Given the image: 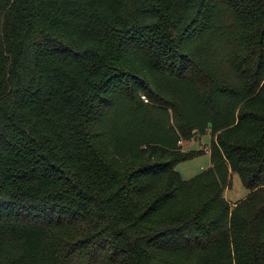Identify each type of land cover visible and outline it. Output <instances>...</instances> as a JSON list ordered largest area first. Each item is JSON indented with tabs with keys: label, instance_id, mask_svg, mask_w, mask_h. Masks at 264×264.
Segmentation results:
<instances>
[{
	"label": "trees",
	"instance_id": "1",
	"mask_svg": "<svg viewBox=\"0 0 264 264\" xmlns=\"http://www.w3.org/2000/svg\"><path fill=\"white\" fill-rule=\"evenodd\" d=\"M0 264H264V0H0Z\"/></svg>",
	"mask_w": 264,
	"mask_h": 264
},
{
	"label": "rangeland",
	"instance_id": "2",
	"mask_svg": "<svg viewBox=\"0 0 264 264\" xmlns=\"http://www.w3.org/2000/svg\"><path fill=\"white\" fill-rule=\"evenodd\" d=\"M200 133L201 132H195L190 140H182L179 142V147L183 152H190V150H200L194 152L202 153L178 164L177 169L184 179L193 178L212 165L210 149L211 143L216 140V136L210 132V129H207L206 133L204 134ZM233 183L234 184L226 190L227 197L232 203L238 199H243L248 194V191L243 186L242 181L237 174H234L233 176Z\"/></svg>",
	"mask_w": 264,
	"mask_h": 264
},
{
	"label": "water",
	"instance_id": "3",
	"mask_svg": "<svg viewBox=\"0 0 264 264\" xmlns=\"http://www.w3.org/2000/svg\"><path fill=\"white\" fill-rule=\"evenodd\" d=\"M196 133H198V131H196Z\"/></svg>",
	"mask_w": 264,
	"mask_h": 264
}]
</instances>
